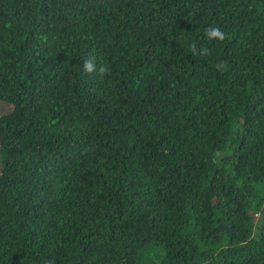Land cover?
<instances>
[{"label":"trees","instance_id":"obj_1","mask_svg":"<svg viewBox=\"0 0 264 264\" xmlns=\"http://www.w3.org/2000/svg\"><path fill=\"white\" fill-rule=\"evenodd\" d=\"M0 264H264V0H0Z\"/></svg>","mask_w":264,"mask_h":264},{"label":"clouds","instance_id":"obj_2","mask_svg":"<svg viewBox=\"0 0 264 264\" xmlns=\"http://www.w3.org/2000/svg\"><path fill=\"white\" fill-rule=\"evenodd\" d=\"M204 36L208 40H224L226 38V33L219 27L216 26H208L204 29ZM190 52L192 55H202L206 56L209 54L208 49L206 48H199L197 49V45L195 43L190 44L189 46ZM214 67L220 71H226L227 70V64L225 61H219ZM82 68L85 73H96L98 76L103 78L104 74H106L109 71V67L107 65H100L97 66L96 59L94 56H88L85 58L82 62Z\"/></svg>","mask_w":264,"mask_h":264}]
</instances>
